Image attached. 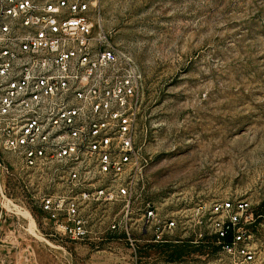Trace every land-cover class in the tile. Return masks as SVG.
I'll use <instances>...</instances> for the list:
<instances>
[{
    "label": "built area",
    "instance_id": "2783aa9c",
    "mask_svg": "<svg viewBox=\"0 0 264 264\" xmlns=\"http://www.w3.org/2000/svg\"><path fill=\"white\" fill-rule=\"evenodd\" d=\"M99 2L0 0V152L30 178L37 210L62 238L99 247L111 236L137 257L212 244L220 260L251 264L249 200H152L143 74L107 40ZM0 173H10L1 158Z\"/></svg>",
    "mask_w": 264,
    "mask_h": 264
},
{
    "label": "rangeland",
    "instance_id": "374dc122",
    "mask_svg": "<svg viewBox=\"0 0 264 264\" xmlns=\"http://www.w3.org/2000/svg\"><path fill=\"white\" fill-rule=\"evenodd\" d=\"M107 40L144 79L140 138L150 196L251 202L264 264V0H100ZM0 264H229L212 244L139 257L111 236L99 247L55 234L14 157L0 152Z\"/></svg>",
    "mask_w": 264,
    "mask_h": 264
}]
</instances>
